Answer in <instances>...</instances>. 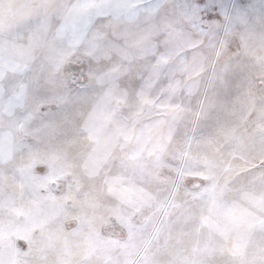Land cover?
I'll return each instance as SVG.
<instances>
[{"label": "snow or ice", "instance_id": "snow-or-ice-1", "mask_svg": "<svg viewBox=\"0 0 264 264\" xmlns=\"http://www.w3.org/2000/svg\"><path fill=\"white\" fill-rule=\"evenodd\" d=\"M0 264H264V0H0Z\"/></svg>", "mask_w": 264, "mask_h": 264}]
</instances>
